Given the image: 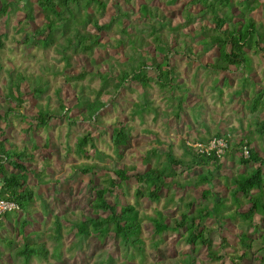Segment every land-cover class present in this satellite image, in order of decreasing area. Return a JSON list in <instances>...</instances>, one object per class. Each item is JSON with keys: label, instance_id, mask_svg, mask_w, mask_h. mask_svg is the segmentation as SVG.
<instances>
[{"label": "trees", "instance_id": "trees-1", "mask_svg": "<svg viewBox=\"0 0 264 264\" xmlns=\"http://www.w3.org/2000/svg\"><path fill=\"white\" fill-rule=\"evenodd\" d=\"M0 1V20L17 10H23V21L25 25H28L34 21L32 6L35 5L41 12L42 24L35 28L29 38H24V45L30 46L33 42L35 48L45 51L54 48L64 54L61 61L66 65L69 64L71 56L79 55L88 60L91 69L67 77L68 82L79 83L88 78L89 82L98 79L100 83L98 96L96 95L93 101H89L80 94L76 95V105L73 108H65L60 98H58L60 104L57 111L51 112L47 107L39 108L31 118L35 128L38 129L48 127L52 121L68 120L71 124H75L77 119L70 117L74 112H77L80 121L92 123L107 103L117 101L120 93L128 89L131 84H137L142 88H148L154 84L162 92L167 89L175 90L174 88H178V85L174 77L173 61L177 56L189 63H198L202 66L199 62L203 55L213 51L214 62L203 66L215 75L223 74L225 76L223 83L227 82L226 76L230 73L244 72L250 75L249 54L262 55L264 58V34H262L264 32L261 33L264 22H257L250 16L258 10L263 13L264 19V1L262 0H168L171 4L185 3L181 12L183 23L175 26L162 17L158 9H151L146 4H142L139 13L140 22L148 18L157 23V27H150L151 31L144 28V25L141 26V23L130 22L126 26L125 22L130 20V13L119 4H112V15L107 22L103 23L101 20L106 15L109 8L108 2L111 0ZM195 9L198 11L194 15L192 10ZM193 26L195 31L190 30ZM186 28L188 31H185L186 38L183 39L179 32ZM113 29L121 34L116 41V47L128 42L136 51V54L131 56V61H114L113 57L107 55L110 40L104 37L109 38ZM160 30L163 32L161 35ZM192 42L196 48H201V51H195L190 46ZM1 48H3L2 36H0ZM95 51H100L103 55L96 58ZM99 58L102 60L98 63ZM111 59L115 62L114 64L111 63ZM7 73L9 74L5 84L6 95L2 98L7 103L0 109V198L13 203L17 211L1 216L0 229L3 228L4 221L11 219L12 213L25 214L32 206L34 193L27 187V182L36 173V168L33 165L30 166L33 161L32 153L27 152L26 149L18 151L12 148L3 138L5 128L11 124V118L24 117L22 112L25 111L26 104L23 93L20 92V86L25 82V77L13 71ZM82 89L80 87V92H83ZM30 93L37 98L45 93V90L41 88L40 79ZM99 95L100 97L107 95L108 102L104 103L100 100ZM236 95L240 97L239 93ZM188 101L187 93H183L178 98L174 117L183 111V106H187ZM245 103L250 118V125L246 129L241 128L236 132L232 130L231 136L228 137L219 129L212 135L208 132L207 126L202 125L207 137L203 135L197 139V142L200 145H208L212 139L216 138L227 141V159L243 168L244 171L230 178L224 177L225 186H227L225 191L237 204L240 203L239 198H244L248 209L244 212L233 210L213 190H206L202 192L198 200L189 195L185 198H176V194H173L174 201L183 204V212L171 222L163 212L158 210L153 216L147 217L153 236L160 237L165 232H174L179 234L183 243L190 248L191 255H185L184 260L178 264H195L193 256H196L201 249L205 250L206 257L210 261L229 259L230 264H241L247 258L246 253L250 252L253 245L257 243L252 237L250 239L247 232L241 231L235 235L241 247L240 252L237 255L227 254L225 252L226 238L219 237L217 234L220 244L219 249L216 250V238H214L216 229H209L212 227L207 225L209 220L220 223L237 218L242 219L244 224L258 232V227L253 224L256 216H260L264 224V150L256 146L257 139H264V87L259 91H252ZM14 105L16 108L13 107ZM147 107L145 94H141L139 101L133 104L131 116H142ZM128 130L121 123H117L111 129L110 142L117 161L122 158L121 149L129 145ZM28 131L30 132V127ZM238 133L239 139L235 138ZM48 146L45 144L46 148ZM88 146L92 157L103 164L106 157L97 152L88 134L76 138L74 153L78 157L89 158L86 151ZM180 147L183 151L182 157H176L171 151H167L163 162L153 167L149 166V157L157 156L159 149L148 151L143 159L145 169L142 173H137L136 167L121 165L119 168H111L110 173L113 176H107L101 184H97L96 179L89 181L94 196L90 205L92 215L86 216L82 221L68 219L71 225L67 228L63 223L64 218L55 216V221L50 225L52 234L47 236L44 232L39 233L33 230L26 233V227L32 226V223L23 216V219L17 222L19 224L17 233L22 244L18 245L14 240L0 238V246L15 251L13 264L16 260H19L20 264H28L32 258L38 261H46L49 258L53 259L55 264H63L64 238L71 236L68 247L70 252L81 250L84 245L83 240L95 239L100 245H104L106 239L112 236L117 248L128 255L127 261L121 264H133L136 257L142 262L145 257L141 238L142 219L135 206L119 203L118 193L124 194L133 180L134 196L137 200L157 203L162 193H169L173 188H177L182 193L185 190L188 192L198 189L201 185H211L212 178L200 171L210 173L211 167L217 172L222 169L220 159L214 153L201 152V148L190 147L186 142H182ZM243 147L248 150L247 158L242 155ZM32 149L36 151L37 147ZM81 171L83 174L92 173V169ZM94 174L95 172L92 175ZM182 176L185 177L181 180ZM35 177L38 176L35 175ZM38 183H44V181H38ZM109 196H113V201L107 200ZM42 213L51 215L45 206L42 208ZM41 238L53 243L50 252L40 243ZM258 242V251L262 255L259 257L254 255L250 264H264L263 235L259 237ZM153 248H156V245ZM2 255L3 253L0 252V264ZM108 263L112 264L113 260L109 259Z\"/></svg>", "mask_w": 264, "mask_h": 264}, {"label": "rangeland", "instance_id": "rangeland-1", "mask_svg": "<svg viewBox=\"0 0 264 264\" xmlns=\"http://www.w3.org/2000/svg\"><path fill=\"white\" fill-rule=\"evenodd\" d=\"M108 3L109 8L101 20L103 23L107 22L112 15V4H119L130 13V20L125 22L126 26L130 22L133 24L141 23L139 13L142 4H146L151 9H158L162 17L170 21L172 26L183 23L181 12L185 5L184 2L171 4L168 0H111ZM197 11L198 9L192 10V14L195 15ZM32 13L34 21L28 25H25L23 21V10H17V12L0 20V36H2L3 41V48L0 49V109L7 103L2 98L6 95L5 84L8 71L20 73L25 77V82L20 86V92L23 93V99L26 103L25 111L22 112L24 117L11 118V124L5 128L3 138L8 141L12 148H16L18 151L26 149L27 152L32 153L33 161L30 166L33 165L36 168L37 174L35 173V175L38 176H31L27 182V187L34 193L32 206L25 214L12 213L11 219L4 221V226L0 229L1 239L7 238L14 240L18 245L22 244L17 233V226H19L17 222L18 220L20 222L23 216L32 223V226L26 227V233L33 230L39 233L44 232V235L47 236L52 234L50 225L55 221V216L63 217V223L67 228L71 225L67 221L68 219L82 221L86 216H91L90 205L94 196L89 181L96 179V183L101 184L107 176H113L110 173L111 168H119L121 165L136 167L137 173H142L145 169L143 164L145 154L155 148H158L159 152L157 156L149 157L150 167L160 165L167 151H171L174 156L180 158L183 156L180 147L182 142H186L188 146L194 148L200 145L197 142L198 138L203 135L207 137L203 128L204 125L207 126L208 132L212 135L219 129L228 137L231 136L230 131L236 132L241 128L246 129L250 125L245 102L252 91H259L264 87L263 56L249 54L251 60L250 75L244 72L230 73L226 76L227 82L223 83V77H225L223 74L215 75L203 66L214 62L215 53L210 51L201 58L199 63L202 66L198 63H189L180 56L174 58V77L177 80L176 85H178V88H174L175 90L167 89L162 92L154 84L148 88L131 84L128 89L120 93L118 100L112 103L108 102L107 95L101 97L99 95L100 100L108 103L97 114L96 120H93L92 123L80 121L77 112L73 111L74 114L71 113L70 117L77 119L75 124H71L68 120H61L52 121L48 127L43 129L35 128L31 118L39 108L47 107L51 112L57 111L60 104L58 98L65 108H73L76 105V95L79 96L80 94H83V97L89 101H93L96 99V95L98 96L100 83L98 79L89 82L88 78L79 83L67 81V77L91 69L85 57L71 56L69 64L66 65L61 61L64 54L54 48L45 51L35 48L33 42L30 46L24 45V38H29L35 28L42 24V14L35 5L32 6ZM262 15L263 13L257 10L250 16L257 22H264ZM142 21L141 26L144 25L147 30H150L152 26L157 27V23L153 20L146 18ZM194 26L190 30L195 31ZM185 31L188 29L179 32L183 39L186 38L184 37ZM262 32H264V28L261 30ZM159 33L161 35L162 30ZM133 34L135 35L134 32ZM108 37H104V39L110 40V48L106 51L107 55L113 57L114 61H131V56L135 55L136 51L128 42L116 47V41L121 37V34L113 29ZM190 46L195 51H201V48H196L193 42ZM102 55V52L95 51L94 57L98 58ZM100 60L102 58L97 60L98 63ZM113 60L111 59L112 64L115 63ZM103 72L107 73L106 70ZM39 79L41 88L45 90V93L37 98L30 91ZM80 87L83 88V92H80ZM183 93L189 95L188 105L183 106V111L174 117L178 98ZM236 93H239L240 97ZM141 94H145L147 110L142 116H131L133 104L139 101ZM13 107L16 108V105ZM117 123L125 125L129 129L130 136L129 145L121 149L122 158L118 161L110 142L111 129ZM29 127L30 132L28 131ZM86 134L92 138L97 152L105 155L103 164L98 163L92 157L89 146L86 147L89 158L78 157L74 153L76 138ZM238 135L239 133L235 135V138L239 139ZM45 144L49 146L46 148ZM35 146L37 147L36 151L32 149ZM201 146L204 147L205 145ZM256 146L264 150V139H257ZM219 159L222 166L221 171L217 172L212 167L209 170L210 173L200 171L212 178L211 185H201L198 189L188 192L185 190L182 193L177 188H173L169 193H162L157 203L137 200L134 196L135 183L133 180L129 183V188L125 190L124 194L118 193L119 203L135 206L140 219H142L141 238L145 257L142 262H140V258L136 257L133 264H178L184 260L185 255H191L190 248L183 243L179 234L165 232L160 237L153 236V230L147 220V217L153 216L157 210L163 212L170 222L173 218L179 217L183 212V204L176 203L173 194H176V198H185L189 195L198 200L203 191L213 190L233 210L244 212L248 209L244 198H239L240 203L237 204L225 191L227 186H225L224 177L230 178L238 172H243V168L234 165L227 159L226 154ZM90 169H92L91 174H83L81 171ZM93 172H95L94 175H92ZM184 177L182 176L181 180ZM38 181H44V183H38ZM228 188L230 187L228 186ZM107 200L113 201V196H109ZM44 206L51 212V215L42 213ZM207 223L209 227H212L209 229H216L214 234L216 250L219 249L220 244L216 237L218 234L219 237L226 238L227 248L225 252L237 255L241 247L235 235L243 231L247 232L250 239L252 237L257 243L253 245L250 252L246 253L247 258L241 264H250L254 255L258 257L262 255L258 251L259 237L264 236V224L260 216L254 217L253 220V224L259 229L258 232L253 231L252 228L243 223L242 219L237 218L220 223L209 220ZM41 241L40 243L44 245L45 250L50 252L53 243L45 238H41ZM70 241L71 236L63 239V264H109V259L113 260L112 264H121L127 261L128 255L123 254L117 248L112 236L107 238L104 245L101 244L102 246L95 239L83 240L84 245L81 250L69 252ZM152 244L156 245V248H153L154 245ZM0 252L3 253L1 264H13L15 251L0 246ZM193 257L195 264H230L229 259L208 260L204 249L199 250ZM15 263L20 264L19 260H16ZM28 264H55V262L49 258L46 261H38L32 258Z\"/></svg>", "mask_w": 264, "mask_h": 264}, {"label": "built area", "instance_id": "built-area-1", "mask_svg": "<svg viewBox=\"0 0 264 264\" xmlns=\"http://www.w3.org/2000/svg\"><path fill=\"white\" fill-rule=\"evenodd\" d=\"M202 147V148H201ZM197 148H201V152L204 151L206 153H214L217 158H221L226 154L228 144L225 139H212L208 145L204 147L201 145H197ZM242 155L244 158L248 157V150L246 147L242 148ZM17 211V207L10 202L0 198V218L6 213Z\"/></svg>", "mask_w": 264, "mask_h": 264}]
</instances>
